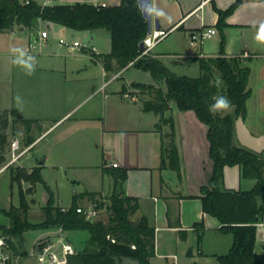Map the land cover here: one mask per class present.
I'll return each instance as SVG.
<instances>
[{"label":"crops","instance_id":"crops-1","mask_svg":"<svg viewBox=\"0 0 264 264\" xmlns=\"http://www.w3.org/2000/svg\"><path fill=\"white\" fill-rule=\"evenodd\" d=\"M236 2L237 0H152V9L162 10L164 13L163 16H156L153 12V18H158L160 29L172 32L151 55L161 59L178 74L187 76L191 70L200 75V59L240 57L242 65L251 70L248 89L252 95L246 103L245 123L253 135L262 136L264 126L259 119L264 116V0L241 3L226 19L227 25L224 28L218 27V11H228ZM201 29H216L217 34L206 45L191 46L192 33ZM25 31L19 28L17 32ZM86 34L91 41L101 36V33ZM48 47L49 45L43 46L36 55L33 74L28 75L24 68L26 71L21 75L23 81L20 91L32 94V109L29 112L34 113L22 118L35 121L36 125V122H51L45 132L38 131L41 134L33 139L28 148L33 151L39 141L56 132L57 126L64 120L67 122L74 119L70 128L63 132L69 139L62 143L66 145L71 141L78 145L76 150L67 153L68 156L95 163L94 167H90L84 165V162L81 168H95L98 187L100 184L97 190L76 194L74 201L77 200L79 207L84 203L91 205L103 194L109 199L116 191L139 202L140 209L131 220L137 222L146 217L150 228L155 231L156 253L149 264H220L217 257L229 254L234 238L232 234L220 231V221L203 211L199 198L202 187L208 184L213 172L209 156L208 127L193 111L181 112L175 104H171L165 117L173 119L174 128L162 124V128L158 129V116L145 111L141 100L130 101L122 93L126 83H141L137 80L140 74L148 73L136 69L133 64L120 71L116 69L106 72L102 63L88 54L82 55L80 59H68L69 51L64 54L55 50L45 53L44 48ZM23 51L24 48L19 53L11 54L17 66L30 63V60L23 57ZM246 54L248 58H242ZM113 66L116 67L115 64ZM95 69L96 74L91 73ZM120 73V77L114 79ZM151 81L147 85L154 84L152 76ZM80 101L86 104L83 105ZM5 110L23 113L17 106L3 111ZM41 111L50 112V115L40 116ZM54 113H58L57 116ZM76 115L78 117L73 118ZM195 127L200 130V137L191 130ZM173 131L180 157V173L162 166L164 147L170 141L167 135ZM50 159L49 155L45 156L35 166H39L41 161L46 165ZM112 163L118 164V167L112 168ZM122 171L127 172L126 180L116 186L114 173ZM5 172H9L11 176V171L7 169L0 170V175ZM255 185V180L242 177L239 166L225 168L222 189L250 191ZM90 194L97 195L95 201L89 198ZM59 207L68 209L72 206ZM9 225L10 220L7 225L2 226ZM39 231L42 233L37 241L57 242L63 235L77 252L83 251L88 239L84 235L86 232L82 231H65L63 234H60L59 228ZM78 240L83 241L82 244H74ZM14 243L18 253L23 256L20 264H29L32 259L35 260L27 256L28 252L18 249L16 239ZM256 254L264 255V219L258 225ZM34 262L36 263L32 264H38L36 260Z\"/></svg>","mask_w":264,"mask_h":264},{"label":"trees","instance_id":"trees-1","mask_svg":"<svg viewBox=\"0 0 264 264\" xmlns=\"http://www.w3.org/2000/svg\"><path fill=\"white\" fill-rule=\"evenodd\" d=\"M245 1L248 0H237L228 11H218V27L224 28L226 19ZM44 22L77 34L95 35L107 31L111 37L110 53L93 58L102 63L106 72L120 71L133 63L136 69L152 76L154 84H141L139 87L149 97L141 100L144 110L155 113L159 118L158 129L162 128V124L174 128L173 119L165 117L171 104H175L181 112L193 111L208 127L213 172L208 184L202 187L199 198L203 211L220 221V231L230 233L234 238L229 254L218 256L217 259L220 264H264V255L256 254L258 225L264 219V158L241 147L235 132L236 120L239 116L245 119L246 103L252 95L248 89L251 70L242 65L241 58L220 56L200 59V75L191 77L178 74L151 54L141 57L140 44L147 38L149 29L138 0H121L119 4L108 8L81 3L42 8L37 3L23 6L17 0H0V36L10 34L16 27L36 33ZM214 81L219 83H212ZM220 96L230 100L234 114L210 112V107ZM4 114L3 127L0 128V165L6 161L5 147L8 140L3 133L8 128V113ZM12 114H16L18 121L25 125L35 122L20 118L21 113L16 110H12ZM28 131H31V127H28ZM167 136L170 141L164 147L162 166L180 173L174 131ZM32 142L33 139L30 140ZM234 166L241 168L243 178L256 181L252 190L222 189L225 168ZM126 177V171L114 173L116 186ZM11 181L12 185L17 184L19 187V205L12 204L8 210L0 209V213L10 220L8 227L0 225V239L5 240L8 249L17 253L14 240L25 232L59 228L88 234L83 251L70 256L68 264H115L113 257H130L141 264H149V260L155 256V231L150 228L148 219L143 217L137 222L131 220L140 209L137 200L114 191L107 207L111 212L109 222L88 221L77 212V200L68 209L56 205L53 192L42 178L41 167L34 168L31 174L22 169L12 170ZM25 183L31 186L26 191L23 189ZM39 183L45 184L49 200L41 208L42 221L34 223L31 221V203L35 204L36 201L33 199L30 203L28 196L34 193ZM88 196L93 201L97 198L96 194Z\"/></svg>","mask_w":264,"mask_h":264},{"label":"rangeland","instance_id":"rangeland-1","mask_svg":"<svg viewBox=\"0 0 264 264\" xmlns=\"http://www.w3.org/2000/svg\"><path fill=\"white\" fill-rule=\"evenodd\" d=\"M115 2H120L121 0H114ZM40 29H45L44 23H41ZM94 41H91L87 34H78V38L82 41L84 45H88L90 47H94L99 54L107 53L110 51L111 48V41H110V34L107 31L97 32L95 35H99ZM34 35L36 33L34 32ZM34 38L31 37L29 31H25L24 33L17 32L15 35H2L0 36V128L3 127V115L4 113H8L7 120H8V128L3 133L7 136V145L5 147V159L6 161L0 165V170H6L7 166L11 162V145L15 139L20 141L21 147L25 148L30 146V140L35 139L36 136L40 135L39 130H43L44 132L49 128L50 123L45 122H36L37 125L33 122L32 124L25 125L18 121L16 114H12V110L3 111L4 109L13 106H17L23 110V113L20 114V118L26 116H32L34 113L32 111L29 112V109H32V94L27 95L21 90V75L24 71H28L26 66H17L14 63L16 60L12 59V52L19 53L23 48H25V44L29 41V39ZM66 39L71 40L70 31L58 27L55 29L53 33L51 32L50 43L48 48H44L45 53L55 50V52H62L61 54L67 53V48H59L58 41L59 39ZM170 43V40H168ZM209 40L205 41V45ZM168 42L166 44H169ZM60 50V51H58ZM97 54V55H99ZM84 55L82 50L76 52V56H72L68 53V59H80ZM31 63V61H29ZM16 65V66H15ZM19 67V68H18ZM26 68V70H23ZM22 70V71H21ZM95 70H91V73H95ZM181 74V73H179ZM99 76V75H98ZM188 76L197 77L199 76L196 73H193L192 70ZM141 83H151V76L150 74H140L137 79ZM141 83H132L128 85L127 83L124 85L122 93L125 96L126 94H131L137 96L139 100H145L149 97L143 94L142 90L140 89L139 85ZM221 84V83H220ZM26 92V91H25ZM26 95V97H25ZM19 97V100L17 99ZM83 102V101H80ZM78 102V103H80ZM15 104V105H14ZM86 102H83L85 105ZM19 112V111H18ZM58 113H54V115ZM226 114H234V108H230L226 111ZM252 115H260L261 113H251ZM264 114V113H262ZM40 116H47L50 115V112L47 113L44 111L39 112ZM79 115V113H78ZM78 115L74 116L78 117ZM74 119L65 122L64 124H59L57 127L58 129L52 135H47L48 138L45 139L44 136L40 141L39 144L33 151H30L26 155H24L18 162L14 163L13 165L9 166L7 170H17L22 169L26 173L31 174L34 168H39L40 166H35L40 159L44 158L45 156H50V162L44 167H41V175L45 183L50 187L51 191L54 194L55 203L57 206H72L76 194H82L86 192V190H97L98 183H96V172L95 168H86L82 169L81 166L87 164L90 167H94L95 163L90 161H82L76 159L74 156H68L67 153L70 151H74L77 149V144H72L71 141L67 142L66 145L62 143L63 141L69 139V136H64L65 131H67L70 126L72 125ZM260 123H263L264 126V116L259 119ZM36 125V126H35ZM251 126V125H250ZM28 127H31L32 131H28ZM42 128V129H41ZM249 128V127H248ZM251 128V127H250ZM253 128V127H252ZM1 130V129H0ZM194 132L198 134L200 137V130L192 128ZM256 130V129H252ZM75 131V130H74ZM41 132V131H40ZM73 132V131H72ZM70 132V133H72ZM42 141V142H41ZM51 142V144H50ZM264 158V154H261ZM34 166V167H33ZM211 178V177H210ZM210 180V179H208ZM209 182V181H208ZM30 184L25 183L23 184V189L26 191L30 188ZM37 201L35 204H32V200ZM28 200L31 203V221L34 223H39L42 221V212L41 208L47 205L49 200V193L45 184L39 183L34 188V193L28 196ZM110 204V202H108ZM19 205V187L18 185H12L11 176L9 172H5L4 174L0 175V209L8 210L11 205ZM108 204V205H109ZM84 208L90 207V205L83 204ZM108 207V206H107ZM111 216V212L109 209L105 208L102 212L96 217L94 221H103L105 223L109 222ZM9 223V219L0 213V225H7ZM42 232L38 231H28L25 234L16 239V244L18 249L21 252H28L30 253L33 250L34 244L37 241V237ZM88 236L87 233L84 234ZM84 240V239H83ZM85 241V240H84ZM83 241L78 240L74 241V244L79 245L82 244ZM18 252V251H17ZM28 256V254H27ZM32 259V258H31ZM35 260L32 259V263Z\"/></svg>","mask_w":264,"mask_h":264},{"label":"built area","instance_id":"built-area-1","mask_svg":"<svg viewBox=\"0 0 264 264\" xmlns=\"http://www.w3.org/2000/svg\"><path fill=\"white\" fill-rule=\"evenodd\" d=\"M21 5L28 6L32 3H37L42 8L55 7L58 5H75L77 3L91 5L97 8H108L110 6H115L117 3L114 0H17ZM45 29H39L34 33L30 32L32 38L26 43L23 51V57L29 60L28 57H36V55L41 51L43 46L49 45L51 32L55 30V25L50 22H44ZM19 28H14L10 35H15ZM172 30H162L153 27L151 34H148L147 38L143 41L145 49L142 52L141 57L145 55H150L152 51L166 39ZM217 34L216 29H201L194 31L191 35V46H203L205 41L212 39ZM71 40L59 39L58 45L60 47L67 48L70 54H76V52L82 50L83 54H88L92 58L99 54L94 47L84 45L82 41L78 38V34L70 31ZM75 35V37H73ZM100 55V54H99ZM242 58H248V55H243ZM133 64V63H132ZM121 75L117 74L114 79L119 78ZM108 83L105 84L107 86ZM125 98L130 101H139L137 96L126 94ZM31 148H22L20 141L15 139L11 145V162L7 168L14 163L18 162L24 155L29 153ZM112 168H117L118 164L112 163L110 165ZM6 168V169H7ZM109 199L107 195H101L96 203H92L90 207L84 208L80 206L77 212L83 214L88 221H94L96 217L107 208ZM65 231L60 229V234ZM113 242H115L113 240ZM135 249V247H132ZM78 252L75 247L70 243L63 235H61L57 242L51 241H37L34 244L33 250L28 253V257L34 258L38 264H68L69 257L76 255ZM23 256L18 252H14L6 246L5 240L0 239V264H20Z\"/></svg>","mask_w":264,"mask_h":264},{"label":"water","instance_id":"water-1","mask_svg":"<svg viewBox=\"0 0 264 264\" xmlns=\"http://www.w3.org/2000/svg\"><path fill=\"white\" fill-rule=\"evenodd\" d=\"M139 8L142 11L143 17L146 19L148 24V34H151L153 29V24H155L156 29H160V23L158 18H153V7L152 0H138ZM21 31L24 28H20ZM75 37V35H73ZM145 45L142 42L140 44V51L143 52ZM236 139L239 145L257 154H264V135L255 136L252 134L250 129L245 123L243 116H239L235 123ZM44 161L39 163V166H43ZM115 264H141L138 260L130 257H113Z\"/></svg>","mask_w":264,"mask_h":264},{"label":"clouds","instance_id":"clouds-1","mask_svg":"<svg viewBox=\"0 0 264 264\" xmlns=\"http://www.w3.org/2000/svg\"><path fill=\"white\" fill-rule=\"evenodd\" d=\"M153 12L156 16H163L164 13L162 10H157V9H153ZM28 59L30 61H32L31 63H28L26 65L27 69H28V75L33 74V72L35 71V58L34 57H28ZM21 63H23V61H20ZM212 83H219V81H214ZM17 99L19 100V97H17ZM232 107L230 100H228L227 97L225 96H220L217 97L215 99V103L210 107V112H212L213 114H216L218 112H226L228 111L230 108Z\"/></svg>","mask_w":264,"mask_h":264}]
</instances>
